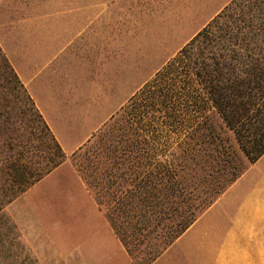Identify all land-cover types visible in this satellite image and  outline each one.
<instances>
[{"label": "trees", "instance_id": "obj_1", "mask_svg": "<svg viewBox=\"0 0 264 264\" xmlns=\"http://www.w3.org/2000/svg\"><path fill=\"white\" fill-rule=\"evenodd\" d=\"M12 75L40 124L20 125L7 203L66 159ZM117 115L73 158L132 261L150 264L264 154V1L232 0Z\"/></svg>", "mask_w": 264, "mask_h": 264}, {"label": "crops", "instance_id": "obj_2", "mask_svg": "<svg viewBox=\"0 0 264 264\" xmlns=\"http://www.w3.org/2000/svg\"><path fill=\"white\" fill-rule=\"evenodd\" d=\"M231 1L141 4L143 11L174 23L172 28L200 30ZM132 11L131 4L118 5L117 0H0V52L67 156L90 140L133 94L132 31L127 22ZM64 167L69 169L66 161L55 169ZM71 177L107 223L123 263L135 264L84 181L76 174ZM223 199L150 264H264V171L233 210H226ZM78 258L81 264L84 258ZM106 258L98 256L97 261L106 264Z\"/></svg>", "mask_w": 264, "mask_h": 264}, {"label": "rangeland", "instance_id": "obj_3", "mask_svg": "<svg viewBox=\"0 0 264 264\" xmlns=\"http://www.w3.org/2000/svg\"><path fill=\"white\" fill-rule=\"evenodd\" d=\"M83 1L91 3L92 0ZM141 2L142 0H117L118 5L131 4L133 10L127 13V22L132 31V96L202 30L172 28L170 25L174 23L158 19L160 14L143 11ZM120 15L124 16V13H118ZM139 72H146L147 75L141 77ZM121 107L111 118L115 116L116 120L119 119L117 114ZM20 108L25 109L24 114H20ZM209 117L212 124L222 127V134L228 136L234 144L233 134L225 129L215 111ZM22 121L33 129V135H39L37 126L40 123L35 111L0 52V264H78V257L84 258L81 264H100L97 257L101 258L103 255L107 257L106 264H124L116 250L114 238L110 236L107 223L100 219L94 207L81 195L71 177V174H76L83 181L77 170L78 155L76 158H73V154L66 155L65 161L69 169H55L7 203L6 195L9 191L4 179L7 177L8 162L16 158V141L29 139V130L26 133L20 127ZM42 140L47 138L43 137ZM78 151L80 150L75 153ZM31 156L32 153L28 154V159ZM260 160L249 165L242 176L215 202L224 198L221 204H226L224 207L228 212L233 210L237 200L241 199L264 171V159ZM102 215L104 216L103 213Z\"/></svg>", "mask_w": 264, "mask_h": 264}]
</instances>
